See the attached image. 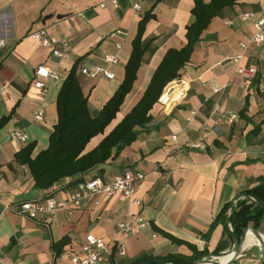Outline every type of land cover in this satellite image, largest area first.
<instances>
[{"label":"crops","instance_id":"crops-1","mask_svg":"<svg viewBox=\"0 0 264 264\" xmlns=\"http://www.w3.org/2000/svg\"><path fill=\"white\" fill-rule=\"evenodd\" d=\"M117 1L114 5L111 0H0V41L4 42L0 45V118L11 115L0 129V264H70V252L79 250L89 233L112 241L115 264H129L145 253L191 257L193 248L186 242L206 250L209 257L216 256L214 251L223 238L227 243L222 251L225 255L232 250L234 240L227 236L224 222L212 227L214 220L240 191L264 179V124L258 135H249L264 117V57L254 45L244 53L241 64L256 67L255 75L238 74L229 58L242 52L240 43L248 41L254 32L252 22H242L238 15L245 11L261 15L264 0H239L212 19L180 70L179 78L191 85L187 96L170 112L163 111L157 102L151 109V121L136 140L116 158L82 175V179H112L127 169L140 171L145 177L137 183L134 196L141 204L115 195L99 197L100 204L96 205L89 196L73 210H60L38 219L13 209L18 202L47 192L35 187L27 165L18 163L15 154L29 142L36 143L35 153L48 145L58 120L57 96L75 62H79L78 75L89 96V109L96 115L124 79L139 19L147 11L153 14L143 35L148 51L137 72L134 90L108 132L142 97L167 50L186 44L194 0ZM41 27L68 40L67 47L57 46L66 49L68 57L54 56L50 48L30 36L31 31ZM107 54L116 55L118 62H108ZM40 66L60 75L58 80L47 81L45 92L34 84ZM92 66L106 67L115 77L91 78L81 73L83 67ZM211 81L223 91L215 93ZM217 102L220 110L212 114ZM39 109L44 111L41 121L35 119ZM230 113L238 117L230 121ZM205 122L217 129L205 140V149L193 147L201 139ZM14 128L28 135L27 143L11 138ZM102 137H94L88 149ZM72 180L65 178L49 190L64 197L73 187ZM139 212L150 221V228L135 236L118 230V221ZM258 230L264 238V221ZM168 235L185 243L174 242ZM246 239L241 253L229 264H264L253 231ZM60 242L65 243L57 252L55 244Z\"/></svg>","mask_w":264,"mask_h":264},{"label":"trees","instance_id":"trees-1","mask_svg":"<svg viewBox=\"0 0 264 264\" xmlns=\"http://www.w3.org/2000/svg\"><path fill=\"white\" fill-rule=\"evenodd\" d=\"M238 1L194 0L191 10L193 19L186 27V44L180 49L167 50L142 97L108 132H106L107 128L116 119L127 97L134 90L137 72L148 51L143 35L146 24L153 14L147 11L139 19L137 34L132 42V52L125 65L124 79L96 115L92 114L89 109V96L84 91L78 75L79 62H75L62 81L57 96L58 120L50 134L48 145L35 153L36 143L29 142L15 154L18 163L27 165L35 187L51 191L49 189L56 183L69 177L74 179L70 183L74 187L78 181L82 180L84 173L119 156L126 146L136 140L140 130L151 121V109L158 102L164 87L172 80L179 78L180 70L190 60L195 45L200 41L201 34L212 19L219 15L225 7L234 6ZM245 111L243 109V114ZM261 112L264 113V107ZM10 117L9 114L0 118V129ZM263 124L264 117L254 124L249 135H258ZM100 134L103 135L100 142L88 149L92 139ZM219 221L224 222L227 227V236L232 239L234 237L240 239L244 230L249 226L258 229L264 221V179L257 185L240 191L234 200L226 203L212 227ZM168 236L174 242L185 243L176 237ZM225 242V238L219 242L214 255H223L222 251L227 247ZM64 243L55 244L57 252L61 251V245ZM186 243L193 248L191 257L175 254L153 256L145 253L129 264L139 262L157 264L156 261L159 260L173 264H189L208 256L206 250L200 251L192 244Z\"/></svg>","mask_w":264,"mask_h":264},{"label":"built area","instance_id":"built-area-1","mask_svg":"<svg viewBox=\"0 0 264 264\" xmlns=\"http://www.w3.org/2000/svg\"><path fill=\"white\" fill-rule=\"evenodd\" d=\"M111 2L114 5L118 4L117 0H111ZM104 5L105 3L102 4V6ZM134 7L137 9L140 8L139 4H134ZM238 18L242 22H252L254 25V32L248 41H242L240 43L242 52L235 53L229 58L235 64L238 74L255 75L257 73V68L253 66H243L241 61L250 45L258 47L261 56L264 57V13L257 15L255 11H245L240 13ZM228 23H232V20H229ZM30 36L43 47L50 48L54 56L60 59L69 56L66 49L63 50L57 47L58 45L67 47L68 40L66 38H57L51 35L47 27H41L31 31ZM3 44L4 42L0 41V45ZM118 47H121V45L118 44ZM106 59L110 63L118 62V58L114 54H107ZM81 73L91 78H95L98 75H103L109 79L115 77L112 71L103 66L83 67ZM35 76V86L44 92L47 91L48 88L47 81L60 79V75L57 71L51 70L45 66L38 67L35 71ZM211 86L215 93H221L223 91V87L213 81H211ZM190 89V83L184 79L178 78L169 82L158 98L162 110L165 112L172 111L177 104L187 96ZM219 110L220 104L217 102L213 107L212 114L217 113ZM192 113L195 114L196 111H192ZM237 117L238 115L236 113H230L228 119L233 121ZM35 119L37 121L44 119V111L42 109H39L35 113ZM216 129L217 126L205 122L202 126L201 139L193 143L192 146L205 149V140H207L211 132L216 131ZM10 136L14 140L24 143L28 142V135L22 129L14 128L10 132ZM144 177V173L140 171L127 169L124 173L112 179H104L100 176L83 178L81 181H78L73 188L68 189L64 197L56 196L54 191H47L42 197L18 202L13 205V209L17 213L30 219H38L42 215H52L60 210H73L81 205L82 199L89 196L93 197L96 205L100 204L99 197H112L115 195L124 199H133L137 204H141V200L134 195L137 183L143 180ZM150 227V221L140 212L136 214H127L125 219L117 222L118 230L126 236H135L139 232ZM113 246L114 244L112 241H107L103 237L89 233L85 236L80 249L70 252V264H100L101 262L115 264ZM119 251L122 254L124 253L123 246L120 247Z\"/></svg>","mask_w":264,"mask_h":264},{"label":"water","instance_id":"water-1","mask_svg":"<svg viewBox=\"0 0 264 264\" xmlns=\"http://www.w3.org/2000/svg\"><path fill=\"white\" fill-rule=\"evenodd\" d=\"M60 16L61 15H57L58 18ZM249 231H253L254 235L259 240L261 254L264 257V238L258 229H256L254 226H249L244 230L240 239L235 238V237L233 238L234 246L230 252V257L226 261H224V262L221 261L220 260L221 256H211V257L205 256V257H201L200 259L196 260L195 262L189 263V264H229L231 261H233L241 253L242 249L244 248L243 246H244V243H245V240L247 238ZM156 263L157 264H173V263H169V262L163 261V260L156 261ZM137 264H153V263H151V262H139Z\"/></svg>","mask_w":264,"mask_h":264},{"label":"bare ground","instance_id":"bare-ground-1","mask_svg":"<svg viewBox=\"0 0 264 264\" xmlns=\"http://www.w3.org/2000/svg\"><path fill=\"white\" fill-rule=\"evenodd\" d=\"M250 232V231H249ZM247 241V239L245 240V242ZM230 257V252L229 253H227V254H225V255H222L221 257H220V260L221 261H226L228 258Z\"/></svg>","mask_w":264,"mask_h":264},{"label":"rangeland","instance_id":"rangeland-1","mask_svg":"<svg viewBox=\"0 0 264 264\" xmlns=\"http://www.w3.org/2000/svg\"><path fill=\"white\" fill-rule=\"evenodd\" d=\"M231 252V251H230ZM225 254H227V253H225ZM222 256V255H221Z\"/></svg>","mask_w":264,"mask_h":264}]
</instances>
